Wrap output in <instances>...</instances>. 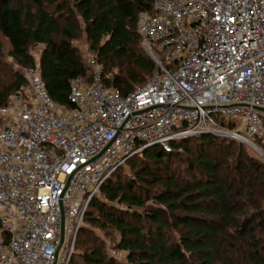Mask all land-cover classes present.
I'll list each match as a JSON object with an SVG mask.
<instances>
[{
    "label": "built area",
    "instance_id": "obj_1",
    "mask_svg": "<svg viewBox=\"0 0 264 264\" xmlns=\"http://www.w3.org/2000/svg\"><path fill=\"white\" fill-rule=\"evenodd\" d=\"M138 32L155 68L129 95L103 86L92 57L91 83L71 82L73 108L38 71L0 111V264H66L92 200L148 149L215 134L264 163V0H155Z\"/></svg>",
    "mask_w": 264,
    "mask_h": 264
},
{
    "label": "trees",
    "instance_id": "obj_2",
    "mask_svg": "<svg viewBox=\"0 0 264 264\" xmlns=\"http://www.w3.org/2000/svg\"><path fill=\"white\" fill-rule=\"evenodd\" d=\"M154 1L0 0V111L29 83L3 60V39L8 57L38 68L61 106L73 108L74 79L93 77L76 45L82 34L106 89L126 96L143 86L155 64L138 23ZM33 46L43 47L38 65ZM235 146L202 135L174 142L171 153L153 148L131 158L92 200L70 264H264V163ZM0 231L6 246L1 221Z\"/></svg>",
    "mask_w": 264,
    "mask_h": 264
},
{
    "label": "rangeland",
    "instance_id": "obj_3",
    "mask_svg": "<svg viewBox=\"0 0 264 264\" xmlns=\"http://www.w3.org/2000/svg\"><path fill=\"white\" fill-rule=\"evenodd\" d=\"M3 42H4V49H5L3 60L5 61V63H10L11 65H13L14 68L17 71L22 72L28 80H34L36 78L38 71H39L38 68H36V69H24V68H21L20 66H18L17 64H15L14 61L8 57V52H9L8 42L5 41L4 39H3ZM76 45L79 48L80 54L83 56L85 63L87 65H89L88 63H90V60L92 57L89 55V44L86 40L85 35H83V34L81 35L80 39L76 42ZM42 49H43L42 46H33L32 47L31 51H32V54L34 56L33 58H34L36 65H38L40 62V58H41L40 55H41ZM114 72L118 73V70L116 69V70H114ZM12 103H13V97L10 100L9 107L12 106ZM7 124H8V122H5L4 120L0 121L1 127L6 126ZM235 131H238V126L235 127ZM219 138L227 141L228 143L234 142L236 145L234 149H237L239 146L243 147L249 155H251L252 157L258 158L257 154L254 152V150L251 147H249V146H247V145H245L239 141H235L231 138H228V137H219ZM185 166H186L185 164L182 165L183 170L185 169ZM180 175L182 178H189L190 177V175L184 171ZM0 238H1V231H0ZM106 241H108V243H111V240L108 238H106ZM74 250H75V245H74L73 250H70L71 252L69 254H67V256H66V262H67L66 264H70ZM113 254L116 255V257H118L119 260H122V261L124 260L123 254H121V253L117 254L116 252L115 253L113 252Z\"/></svg>",
    "mask_w": 264,
    "mask_h": 264
},
{
    "label": "water",
    "instance_id": "obj_4",
    "mask_svg": "<svg viewBox=\"0 0 264 264\" xmlns=\"http://www.w3.org/2000/svg\"><path fill=\"white\" fill-rule=\"evenodd\" d=\"M207 135H214V136H217L215 134H207ZM218 137V136H217ZM64 241H65V233H64V221L62 222V234H61V244H60V247H59V251H58V254H57V258H58V255L62 249V246L64 244ZM54 264H57V260Z\"/></svg>",
    "mask_w": 264,
    "mask_h": 264
}]
</instances>
